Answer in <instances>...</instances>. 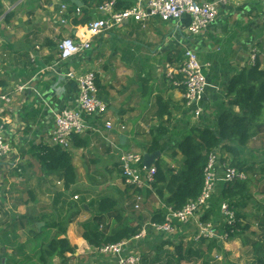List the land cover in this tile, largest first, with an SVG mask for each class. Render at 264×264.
<instances>
[{"label":"crops","instance_id":"crops-1","mask_svg":"<svg viewBox=\"0 0 264 264\" xmlns=\"http://www.w3.org/2000/svg\"><path fill=\"white\" fill-rule=\"evenodd\" d=\"M75 1H80L82 6L78 7ZM98 1L87 0L85 4V0H1L0 95L12 94L11 103L3 104L2 114L6 120L5 137L12 147L11 154L0 159V249L3 250L0 256L3 253L7 256L2 259V264L18 263L12 258L30 238L29 219L45 222L73 220L74 223L71 221L68 225L66 239L81 250L78 249L79 253L74 256L75 262L113 264V258L100 256L83 239L82 226L96 214L95 201L100 198L96 193L98 186V190L106 189L101 195L119 200L120 208L134 206V192L125 186L120 174L121 154H148L150 130L161 122L168 133L177 138L197 125L214 127L222 105L228 101L226 89L230 80L250 67V54L255 48L260 51L259 60L264 69V0H233L221 6L215 23L198 37L189 34L188 17L178 22L160 19L130 21L119 29L91 36L88 25H77L74 20H82L87 8L94 9L86 16L91 22L105 19V15L98 11ZM65 3H68V21L63 24L61 10ZM137 3V0H118L117 10L132 8ZM74 6L80 9V13ZM68 37L77 43L89 42L91 49L59 65L58 46ZM188 48L198 56L208 80L203 102L205 114L198 121L185 107L184 88L167 78V66L183 65ZM88 72L96 74L99 95L108 104L109 111L102 118L86 116V132L75 136L67 151L72 154L77 170L78 180L74 186L81 183L95 188L94 192L86 191L90 196L82 202L78 193L71 192L73 187L64 188L62 173H50L43 167L39 147L55 146L52 140L55 116L76 107L77 79ZM24 85L32 86L40 97L32 90L17 92ZM159 102L165 106V114L161 117L157 114ZM106 121L113 123L114 130L106 129ZM139 144L143 147L142 152L137 149ZM247 146L245 169L249 171L248 165L253 166L248 179L256 183L252 186L251 200L254 202L255 199L258 207L264 203L261 185L264 184V123L256 129ZM218 155L227 162L232 161L226 153L218 152ZM159 160L163 166L179 165L168 153L162 154ZM219 185L215 198H220ZM153 200L145 199L143 208L154 205L158 209L160 204H154ZM246 206L247 201L244 208ZM150 212L146 213L149 220L145 225L150 223ZM248 216L245 214L242 220ZM255 219L262 221L264 214L260 217L257 212ZM77 220L81 223V230L77 229ZM210 220L217 221L216 227L219 228L224 224L220 212L210 215ZM38 224H43L38 229L41 231L45 223L37 222L36 226ZM260 226L251 235L245 232L248 230H240L234 239L220 244L222 253L218 254L224 255V259L221 257L223 262L212 258L211 264H259L253 243L264 245V227ZM150 233L147 230L146 238L135 239L127 245L130 252L143 256V263L144 258L151 260L148 250L142 249L148 243ZM150 251L154 254L153 249ZM30 252L26 249L22 254L30 255ZM249 252L251 259L245 257ZM84 253L87 258H80ZM161 253L165 256L164 264H177L174 253ZM161 253L158 251L160 262L157 264L162 263ZM215 254L216 251L212 257ZM16 259L22 261L20 257Z\"/></svg>","mask_w":264,"mask_h":264},{"label":"trees","instance_id":"trees-1","mask_svg":"<svg viewBox=\"0 0 264 264\" xmlns=\"http://www.w3.org/2000/svg\"><path fill=\"white\" fill-rule=\"evenodd\" d=\"M105 1L99 0L98 7ZM85 4H87V0H85ZM118 8L121 9L119 5ZM75 9L77 10V7ZM2 11L3 5L0 0V15ZM93 11L92 8L84 9L85 17L82 20L76 18L75 24L89 25L91 20L86 16ZM226 97L228 101L222 105L218 122L214 127L206 125L192 127L180 138H177L175 147L170 145L171 138L162 122L150 130L151 146L148 153L160 152L163 155L168 153L171 159L179 163L177 167L163 166L161 160L155 163L156 182L152 190L144 192L146 199H156L160 204L158 209H153L150 212L152 224H163L169 208L181 210L188 202L198 198L204 185L205 169L210 156L216 152L228 154L232 159L231 162H227L221 156L219 160L244 173L247 179L236 182L228 188L221 183L219 185V187L221 186L220 198L213 196L211 213L208 210L203 221L211 222L210 215L219 213L223 202L229 203L235 210L237 222L244 218L243 213L241 212L240 217L237 210L240 208L242 210L246 201L249 198L252 199L251 188L254 184L248 179L250 171L253 172V166L248 165L249 171L245 169L247 164L244 162V153L256 129L261 123H264V69H262L259 59L255 67H246L232 77L226 89ZM164 109V104L159 102L158 117L164 116ZM39 148V160L43 167L50 173H62L64 188L71 189L78 180L72 154L57 146H40ZM220 173L223 171L221 170ZM261 185L264 188V184ZM136 193L140 192L136 191ZM96 207V214L82 227L84 230L83 239L97 251L107 245L135 240L149 220L140 213L142 211L137 212L132 208V212L128 213L125 211L126 206L120 208L119 200L113 197L100 200ZM37 222L45 223V227L41 231L36 226ZM27 223L30 226V238L17 249V255L15 254V257L12 258L18 262L17 264H71L77 247L71 245L66 239L68 225L71 223L70 219H51L47 222L29 219ZM239 224L238 222V226ZM177 226L180 229L187 227L179 223ZM222 227L224 228V224ZM220 228L216 227V229ZM249 229L250 225H246L242 231ZM147 230L154 232L150 228ZM236 235L233 233L231 238L234 239ZM220 244V241L217 240H203L199 244V250L196 251L191 248L186 249L182 244V246L176 247V262L181 264L180 262L187 260L189 255L199 259L204 258V264H210L214 251L222 253ZM26 249L31 250L30 255L23 256L22 253H25ZM253 250L256 262L264 264V245L253 243ZM2 252L3 250L0 249L1 254ZM2 256H0V264H2V259L6 258V256ZM17 257H20L22 261L16 259ZM13 260L10 261L14 262ZM144 260L146 263V258ZM152 262L154 264L160 262L158 255Z\"/></svg>","mask_w":264,"mask_h":264},{"label":"built area","instance_id":"built-area-1","mask_svg":"<svg viewBox=\"0 0 264 264\" xmlns=\"http://www.w3.org/2000/svg\"><path fill=\"white\" fill-rule=\"evenodd\" d=\"M70 1V0H67ZM233 0H213L211 2L199 3L196 0H137V5L122 11L117 10L118 0H106L98 11L105 15V19L91 22L88 25V32L91 36H98L104 32L119 29L130 21L147 22L151 19H160L163 22L181 21L188 17L190 24L188 32L192 37L202 36L218 18L221 6L228 5ZM77 13H80L78 8ZM68 3L62 5V23L66 24ZM59 65L68 62L84 51L91 49L89 42H75L72 38H64L58 46ZM260 51L255 48L250 54V67H255L259 59ZM68 76V75H67ZM69 77V76H68ZM167 78L174 80L176 86L184 88L183 98L185 107L195 120H201L205 114L203 102L208 88V80L204 74L203 66L198 56L192 49L185 52V61L179 67L167 66ZM180 78V81H177ZM78 96L74 109H65L55 116V131L53 143L63 150H70L71 141L75 136L84 134L87 130L84 118H102L109 111L108 104L100 97L96 83V74L88 72L77 79ZM32 90L38 97L40 94L32 86L24 85L19 87L17 92ZM12 101V94L0 95V159H5L12 152V147L5 137L6 120L3 119V104ZM108 131L114 130L110 121L105 122ZM143 155L134 152L122 153L119 159L121 177L126 187L133 190L135 200L134 210H141L145 202L144 192L152 190L156 182L157 169L155 165L147 168L143 164ZM218 153L210 156L205 169V179L202 191L196 200L188 202L181 210L168 209L163 224L144 225L136 240L144 239L147 236V229H152L161 235H174L180 228L177 223L184 226H194L195 241L217 240L220 243L229 241L237 225L235 210L227 202L220 206V215L224 223L222 230L216 229L213 222H204L203 217L212 208L211 200L216 193L220 183L228 188L234 183L245 181L247 176L236 168L219 160ZM223 173H220V171ZM139 191L140 193H136ZM78 197H75L77 200ZM128 242L114 245H107L98 250L101 256L110 257L115 260L113 264H143V256L140 253H132L127 249ZM217 260H222L218 258Z\"/></svg>","mask_w":264,"mask_h":264},{"label":"rangeland","instance_id":"rangeland-1","mask_svg":"<svg viewBox=\"0 0 264 264\" xmlns=\"http://www.w3.org/2000/svg\"><path fill=\"white\" fill-rule=\"evenodd\" d=\"M169 136H170V138H171V143H170V145L172 146V147H175V146H177V137L176 136H174V135H171V134H169ZM247 147H249V146H247ZM137 149L139 150V151H143V147H142V145L141 144H139L138 146H137ZM163 162H162V160H161V164H162ZM248 175H250V174H248ZM256 185V183L255 184H253L252 186L254 187ZM98 189H100V186H98L97 187ZM98 189H96V193L98 194V195H100V196H98V197H100V198H98V200H96L95 201V205H97V203L100 201V200H102V199H104V198H107L108 196H105V195H101V193H103V192H105L106 191V189H105V191L104 190H98ZM252 189L253 188H251V191H252ZM94 190H95V188L93 187V186H89V187H85V186H83L81 183H79V185H76V186H73V188L71 189V192L72 193H78L80 196H81V201L82 202H85V201H87V197L88 196H90L89 194H90V192L88 193V192H86V191H92V192H94ZM92 195V194H91ZM95 196H97V195H95ZM254 199V198H253ZM154 201V204H157L158 202H157V200L156 199H154L153 200ZM263 201H264V199H263ZM256 202H257V200H256ZM264 206V203H262V204H259L258 205V207L257 206H255V199H254V202H253V200H251V198H249L248 200H247V206L245 207V208H243L242 210H240V209H238L237 211H238V213H239V215H240V217H241V212L245 215V214H247V215H250V216H248V218L247 219H244V220H242V218L238 221L240 224H239V226H238V222H237V225H236V228H235V230H234V234H237L240 230H242L243 228H244V226H246V225H250V230H248V231H245L247 234H249V235H251V233L254 231V232H256L257 231V228H260L261 226H260V224H262L263 225V227H264V219H262V221H260V220H257V219H255V214H257V212L259 213V216L261 217V215L262 214H264V208H262V206ZM93 206H94V204H93ZM133 208V206H131V205H129L128 206V208H126L127 210H129V212L128 213H130V212H132V210L134 209H132ZM96 209H97V207H96ZM146 209H149L150 211H152L153 209H157L154 205L151 207V208H148V207H146V208H142L140 211H142V212H140L139 210H137V212H140L141 214H143V215H145L146 216V213H148V212H150V211H147V212H145L146 211ZM137 216L139 215V213L138 214H136ZM239 219V218H238ZM63 220H66V219H63ZM68 220V219H67ZM70 221H72V224L74 223L73 222V220H70ZM74 221H76V220H74ZM84 223V222H83ZM147 223V222H146ZM214 223V225H216V223H217V221H214L213 222ZM77 229L78 230H81V223L79 222V220H77ZM245 234V233H244ZM232 238L230 237V239H229V241L231 240ZM228 241V242H229ZM255 240H254V238L252 237V242H254ZM148 243L142 248L143 250H145V249H147L148 250V252L150 253V255H151V257L149 258V259H151V260H148L146 263L144 262L143 264H154L152 261L155 259V257L158 255V251H159V248H161V251H160V253L161 252H164V251H168V252H170V253H174V256H175V258H176V247H178V246H182V244H184V248H186V249H188V248H191L193 251H196V250H199V244H200V242H202V241H199V242H196L195 241V231H194V226H187V227H185V228H182V229H180L176 234H174V235H170V236H167V235H162V236H160V235H158L157 233H154V232H151L150 233V235H149V240L147 241ZM228 242H226V243H228ZM155 243V244H154ZM152 244H154V246L152 245ZM221 244H224V243H221ZM165 247H167V248H165ZM151 246H153L152 248H151ZM161 246V247H160ZM79 247H77V252L79 253ZM151 249H153V251H154V254H151ZM81 251V250H80ZM97 251V250H96ZM76 252V253H77ZM252 252H253V250H252ZM217 253V252H216ZM213 255V254H212ZM6 255H5V253H3V256L2 257H5ZM82 256H86V257H83V258H87V255L84 253V254H82L81 256H80V258L82 257ZM101 256V255H100ZM185 256H187L186 254H185ZM7 257V256H6ZM165 256H164V254L163 253H161L160 254V260H161V262L162 263H160V264H164L165 263V258H164ZM188 257V259L187 260H185V261H183L181 264H204V258H202V259H199V258H196V257H191V256H187ZM220 257H224V255H222V254H215V257H212L211 256V258H216V259H218V258H220ZM245 257L246 258H250L251 259V254H250V252L248 253V254H246L245 255ZM101 258V257H100ZM158 258H159V255H158ZM253 258V257H252ZM169 258H167V260H168ZM224 259V258H223ZM82 260V259H81ZM190 260H193L192 261V263H189V262H191ZM221 262H223V260L221 261ZM221 262H219V263H221ZM71 264H78V263H76L75 262V259H72V261H71ZM79 264H94V261L92 262V263H88V262H86V263H84L83 262V260H82V263L81 262H79ZM211 264V263H210Z\"/></svg>","mask_w":264,"mask_h":264},{"label":"water","instance_id":"water-1","mask_svg":"<svg viewBox=\"0 0 264 264\" xmlns=\"http://www.w3.org/2000/svg\"><path fill=\"white\" fill-rule=\"evenodd\" d=\"M75 4L78 6V7H81L82 6V3L80 1H75ZM161 153L160 152H154V153H148V154H145L143 157V164L147 167V168H150L152 165H155V163L161 158ZM43 224H38V229H41V226Z\"/></svg>","mask_w":264,"mask_h":264}]
</instances>
